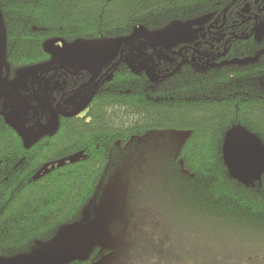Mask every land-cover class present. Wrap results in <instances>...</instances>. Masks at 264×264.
<instances>
[{"label": "trees", "instance_id": "trees-1", "mask_svg": "<svg viewBox=\"0 0 264 264\" xmlns=\"http://www.w3.org/2000/svg\"><path fill=\"white\" fill-rule=\"evenodd\" d=\"M261 2L0 0L9 71L48 63V39L120 37L138 24L159 29L203 15L212 25L170 50L151 47L152 72L118 56L93 70L102 76L98 85L81 88L74 102L80 106L92 95L86 109L71 114L75 108L64 105L71 113L58 115L56 127L30 143L0 113V255L30 251L73 222L94 194L112 146L152 129L189 131L177 154L188 171L177 184L184 204L218 229L264 232V171L241 182L222 153L227 131L237 126L264 145ZM97 255L65 264H89Z\"/></svg>", "mask_w": 264, "mask_h": 264}, {"label": "rangeland", "instance_id": "rangeland-1", "mask_svg": "<svg viewBox=\"0 0 264 264\" xmlns=\"http://www.w3.org/2000/svg\"><path fill=\"white\" fill-rule=\"evenodd\" d=\"M208 17L176 20L159 29L138 24L120 37L72 42L53 38L43 46L50 52L51 62L68 67L98 70L119 56L136 69L152 72L151 47L170 50L194 41L204 30L212 31V25H205ZM2 26L0 17V75L6 64ZM262 33L259 24L255 36L259 39ZM34 67L38 66L16 72L27 75ZM34 98L36 109H41L44 104L39 94ZM76 100H68L71 108L79 106L73 102ZM18 102L9 105L6 117L26 143L51 132L60 112L71 113L56 109L45 124L26 129L17 111L23 101ZM187 133V129H152L125 143L116 142L94 194L78 217L30 251L12 257L0 255V264H65L86 259L93 252L98 255L89 264H264V232L252 236L218 229L177 197V184L188 174L177 158Z\"/></svg>", "mask_w": 264, "mask_h": 264}, {"label": "flooded vegetation", "instance_id": "flooded-vegetation-1", "mask_svg": "<svg viewBox=\"0 0 264 264\" xmlns=\"http://www.w3.org/2000/svg\"><path fill=\"white\" fill-rule=\"evenodd\" d=\"M260 1L262 2L260 3V7L258 4V12L262 13L264 11V0ZM255 3H258V0H255ZM247 18L250 19L252 17L247 16ZM256 18L255 24H258ZM205 31L201 35L205 34ZM184 47H187V45ZM37 66L34 67L36 68L34 70L29 68L30 72L27 75H19L16 71L6 69H3L0 75V113L7 116L9 105L18 104L20 103L18 101L21 99L24 105L21 104L20 107L22 106V108L17 111L23 117L21 121H23L22 124H24L26 129L45 124V119H47L49 113L54 112L56 109L62 111L64 105H72L68 102L70 97L72 100L80 98L82 96L80 94L81 88L96 87L102 77L100 76L96 79L95 73L89 69L68 67L58 62L49 61L46 64H39ZM86 73L90 76L89 78H87ZM70 87L75 88L71 89ZM37 94H39L42 103L45 105H42L41 109L38 108L39 110L34 105V97ZM91 96H88V99H91ZM60 114L63 113L60 112L58 115Z\"/></svg>", "mask_w": 264, "mask_h": 264}, {"label": "water", "instance_id": "water-1", "mask_svg": "<svg viewBox=\"0 0 264 264\" xmlns=\"http://www.w3.org/2000/svg\"><path fill=\"white\" fill-rule=\"evenodd\" d=\"M89 100L71 114L83 111ZM227 132L222 153L229 174L241 182L260 177L264 171V145L241 126Z\"/></svg>", "mask_w": 264, "mask_h": 264}]
</instances>
